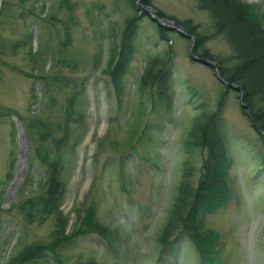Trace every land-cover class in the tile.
<instances>
[{"label": "rangeland", "instance_id": "1", "mask_svg": "<svg viewBox=\"0 0 264 264\" xmlns=\"http://www.w3.org/2000/svg\"><path fill=\"white\" fill-rule=\"evenodd\" d=\"M241 1L258 6L264 18V0ZM141 2L137 0V6H147ZM201 4L150 0L148 6L186 33L181 23L190 21L203 37L215 29ZM140 13L132 0H0V264H10L26 245L51 240L55 219L40 221L36 216L30 221L19 206L36 195L39 179L46 174L37 148L52 149L49 138L41 140L38 123L53 129L50 138L60 137L59 125L65 124L73 96L72 140L62 149L67 189L62 209L74 221L73 211L94 205L97 220L117 232V242L113 248L97 235L79 236L61 247L65 263L93 258L105 264H198L187 242L178 243L172 255L167 249L160 252L158 239L177 194L186 159L183 142L192 121L214 112L224 99L234 199L209 215L206 226L221 233V264H242L234 233L245 200L264 210V167L257 173L264 135L243 113L239 91L227 87L223 98L226 89L213 68L190 56V38L165 25L167 38L162 39L159 25L147 16L139 18ZM135 20L131 56L118 94L111 73L132 29L128 22ZM189 36L198 57L193 51L196 37ZM114 48L115 59L107 71ZM196 50L199 54L207 50L213 60L204 61L215 63L233 55L223 35ZM170 53L166 109L149 89L139 88L147 64L168 59ZM225 63L230 67L236 61ZM77 110L83 113L81 120ZM191 162L198 168L201 158L195 155ZM39 264L57 263L50 256Z\"/></svg>", "mask_w": 264, "mask_h": 264}, {"label": "trees", "instance_id": "2", "mask_svg": "<svg viewBox=\"0 0 264 264\" xmlns=\"http://www.w3.org/2000/svg\"><path fill=\"white\" fill-rule=\"evenodd\" d=\"M201 9L208 11L214 20L215 32L208 36L198 37L195 25L190 21L181 23L182 27L192 36H195L196 49L207 40L223 35L233 51V55L225 61H217L216 67L221 77L228 83L238 86L243 92V102L246 108L243 113L264 134V18L258 12V6L250 5L241 0H199ZM137 0L132 5L140 13L139 18L146 16L145 10L137 6ZM141 4L150 5V0H142ZM163 18L160 12L156 13ZM128 38L124 40L123 51L111 75L116 92L120 94L122 75L131 56L129 40L133 36V24ZM168 29L159 26V36L166 39ZM193 50L201 60H213L209 52L202 54ZM115 48L110 54L107 71L114 62ZM168 59L157 58L150 61L140 79L139 91L149 89L152 98H156L170 107L167 94V79L170 62ZM191 60H193L191 58ZM235 60V66L225 67L227 61ZM194 61V60H193ZM106 72V70L104 71ZM156 87V90L153 89ZM227 89L223 98L227 95ZM73 97L70 98L66 108V120L63 126L59 125L62 135L52 137L53 129L44 122L38 123L41 131V140L49 138L51 148L39 146L36 150L37 159L46 167V174L39 179L36 195L30 197L19 206L25 218L34 221L39 216L40 221L53 217L54 229L51 240L46 243L26 245L22 251L11 260L10 264H39L46 262L51 256L57 264L65 263L59 254L61 247L70 243L79 236L97 235L106 240L109 246L115 248L117 232L109 226L103 225L96 218L94 205L90 204L84 210L80 208L73 211L74 221L64 213L62 203L66 195V182L63 176L65 160L62 149L72 140V127L70 125L75 113ZM224 100V99H223ZM223 100L212 113H203L195 117L191 128L183 142V151L186 156L182 164V176L177 187V194L171 207L168 220L161 230L158 241L160 252L169 250L172 255L177 252L180 242H187L198 257V264H221L222 253L221 233L206 226L209 215L228 207L234 199V189L229 181L231 160L228 154V143L224 139V121L222 114ZM247 112V113H246ZM76 115L82 119L83 113L77 110ZM31 126V125H30ZM34 126V125H32ZM197 155L201 158L199 167L191 162ZM264 167L262 158L259 172ZM11 178V173L8 174ZM197 175V177H196ZM196 178H195V177ZM28 182L32 181L29 176ZM26 179V180H27ZM223 261V259H222ZM225 261H223L224 263ZM226 263V262H225ZM78 264H105L96 262L93 258L85 263Z\"/></svg>", "mask_w": 264, "mask_h": 264}, {"label": "clouds", "instance_id": "3", "mask_svg": "<svg viewBox=\"0 0 264 264\" xmlns=\"http://www.w3.org/2000/svg\"><path fill=\"white\" fill-rule=\"evenodd\" d=\"M234 240L242 264H264V210L244 202Z\"/></svg>", "mask_w": 264, "mask_h": 264}, {"label": "water", "instance_id": "4", "mask_svg": "<svg viewBox=\"0 0 264 264\" xmlns=\"http://www.w3.org/2000/svg\"><path fill=\"white\" fill-rule=\"evenodd\" d=\"M144 9L148 15V17L153 20L155 23H157L159 26H165V25H173L171 26L172 29L176 30L177 32H179L180 34L184 35L185 37H188L191 39V44H190V48H189V54L190 56L198 61V62H201L202 64H205L206 66H209V67H212L213 70H214V75L216 76V78L218 79V81L224 86V88L226 89L227 87L231 88V89H234V90H237L239 91V99H240V106L241 108H246V105L244 104L243 100H242V95H243V92L237 87V86H234L230 83H228L227 81H225L221 75L219 74V71L216 67V63L213 62V61H204V60H201L199 57L195 56L192 52V48L194 46V39L192 37L189 36L188 33H186L185 31H183L179 26H175L173 23L171 22H168L166 20H164L163 18H160L157 16L156 13H154L151 9L150 6H144ZM247 115H249L247 113ZM254 129H256V127L254 126V124L252 123Z\"/></svg>", "mask_w": 264, "mask_h": 264}]
</instances>
